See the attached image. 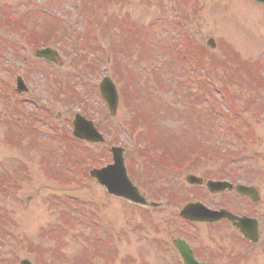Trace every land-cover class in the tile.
Segmentation results:
<instances>
[{"label": "rangeland", "instance_id": "rangeland-1", "mask_svg": "<svg viewBox=\"0 0 264 264\" xmlns=\"http://www.w3.org/2000/svg\"><path fill=\"white\" fill-rule=\"evenodd\" d=\"M94 1L0 0V17L5 13L26 19L19 30L0 19V91L12 88L10 102L0 101V264H177L170 243L186 227L177 218L185 203L198 198L217 207L241 200L233 193L212 196L204 186L189 187L187 175L204 182L230 177L257 188L262 215L257 246H244L223 226L199 231L186 227L182 235L203 247L201 258L209 264H264V6L250 0ZM83 3L86 12L76 7ZM32 7H39L42 16L25 15ZM91 15H97L98 29L86 23ZM107 24L117 29L103 32ZM53 27L64 31L49 46L58 54L56 67H45L34 52L49 44ZM89 31H94L92 38ZM209 39L213 49L206 46ZM77 42L85 43L82 58ZM168 44L197 57L188 77L184 70L178 73L188 65ZM107 49L106 57L102 50ZM114 49L117 56L111 54ZM16 76L29 93L15 95ZM104 76L119 96L115 117H109L99 97L97 87ZM69 93V101L58 100ZM200 94H207L210 103ZM19 98L20 114L13 103ZM44 106L52 131L45 138L30 132L21 144L34 139L42 147L39 152L7 145L19 136L14 123L28 126L33 114H45L39 110ZM209 107L227 115L231 127L243 123L245 142L224 136L228 125L216 115L212 124L186 120L187 110L203 114ZM75 114L93 121L104 145L73 140L70 123ZM8 120L13 124L7 125ZM33 124L42 129L38 119ZM209 139L214 143L207 152L177 174L174 169L189 165L184 150L193 152ZM44 144L53 154L47 160ZM114 146L124 149L130 178L147 200L166 204L154 210L127 204L107 196L89 178L91 169L110 163ZM223 155L232 161L229 166L221 162Z\"/></svg>", "mask_w": 264, "mask_h": 264}, {"label": "water", "instance_id": "water-1", "mask_svg": "<svg viewBox=\"0 0 264 264\" xmlns=\"http://www.w3.org/2000/svg\"><path fill=\"white\" fill-rule=\"evenodd\" d=\"M258 3L264 4V0H253ZM210 48H214V43L212 40H209L207 42ZM47 53V51H39L36 53L37 56H43ZM99 92L101 98L104 100V102L107 104V108L109 111V115L111 117L115 116L116 108H117V93L115 90V86L113 83L108 79L104 78L100 84H99ZM74 125V133L73 135L80 139V140H86L92 143H98L102 142L101 136L93 129L92 124L90 122H86L84 119L80 118L79 116H76L75 121L73 123ZM112 153L114 155V165L109 166L101 171H93L91 172V176L95 177L96 180L106 187L108 193L122 197L124 199H127L135 204H144L145 202L142 200L141 197H139L137 190L129 183L126 177V173L123 167V161L121 158V152L117 149H112ZM221 185V183H219ZM203 209H200V207L195 206H188L183 210V215L186 217H190V213H195L197 215H194V219H206V216L204 217L200 212L195 211ZM208 214L207 221H217L220 217H222L223 212L221 213H213L204 211ZM183 259L186 264H192L190 262V258L188 253L185 250H181ZM21 264H29L27 262H21Z\"/></svg>", "mask_w": 264, "mask_h": 264}, {"label": "flooded vegetation", "instance_id": "flooded-vegetation-1", "mask_svg": "<svg viewBox=\"0 0 264 264\" xmlns=\"http://www.w3.org/2000/svg\"><path fill=\"white\" fill-rule=\"evenodd\" d=\"M230 185H231V191L229 193H232L233 191H235L236 187L238 185H243V186H253L251 184H245V183H241L239 181H234L232 180V178H227L226 180ZM254 187V186H253ZM228 196V195H226ZM248 199L242 197L241 200H239V202H229L226 201V203H223V205L214 207L213 205L210 204H204V206L210 210H219V209H223L225 211L230 212L232 215L239 217V218H247L250 219L252 221H254V223L256 224L257 227V236L259 235V224L260 222V218H261V209L259 208L257 203H252V202H247ZM219 226H223L225 229H229L231 230L238 238L239 240L242 242V244L248 248L255 247L257 246L258 242L260 241L259 237H258V242L255 244H251L249 243L247 240H245L238 232L237 229H235V227L233 226V222H229L227 220H220L217 223L214 224H208V223H192V222H186V227L187 228H192L194 230L199 231V227H203V228H212V227H219ZM186 227L184 228V230H181V235H179L177 238H179L180 240L185 241V243L188 245L191 253L193 254L195 260L199 263L202 264H209L208 261L204 258H201V255L203 252H201L202 250V246L198 245L194 242H192L188 237L182 235L186 233ZM176 239V238H175ZM201 252V253H200Z\"/></svg>", "mask_w": 264, "mask_h": 264}, {"label": "trees", "instance_id": "trees-1", "mask_svg": "<svg viewBox=\"0 0 264 264\" xmlns=\"http://www.w3.org/2000/svg\"><path fill=\"white\" fill-rule=\"evenodd\" d=\"M0 19H1V21L2 20H5L6 21V24H7V21H8L11 25L16 26V29L17 30H19L20 28H22V26H20V23L22 21H26V19H24L23 17L16 18L13 15H9V14L6 15L5 13L4 14H1ZM3 22H2V24H3ZM194 59H196V61H197V57H194ZM196 61H194V66L195 67H197L196 66ZM191 69H194V67L191 68ZM191 69H188V67H184V68H179L177 71H178V73H181L184 70V72H183L184 76H187L188 77V74L187 73L188 72L191 73V71H189ZM188 95L193 96V94H188Z\"/></svg>", "mask_w": 264, "mask_h": 264}]
</instances>
